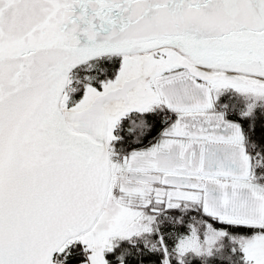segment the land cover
<instances>
[{"label":"snow or ice","instance_id":"obj_1","mask_svg":"<svg viewBox=\"0 0 264 264\" xmlns=\"http://www.w3.org/2000/svg\"><path fill=\"white\" fill-rule=\"evenodd\" d=\"M0 264H264V0H0Z\"/></svg>","mask_w":264,"mask_h":264}]
</instances>
